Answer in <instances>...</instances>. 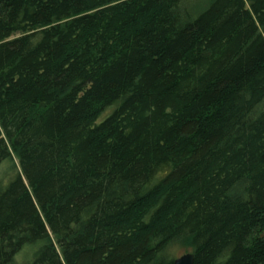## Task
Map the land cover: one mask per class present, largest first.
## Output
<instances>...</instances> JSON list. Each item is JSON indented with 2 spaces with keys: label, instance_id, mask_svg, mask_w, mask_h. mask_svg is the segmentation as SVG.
Instances as JSON below:
<instances>
[{
  "label": "trees",
  "instance_id": "obj_1",
  "mask_svg": "<svg viewBox=\"0 0 264 264\" xmlns=\"http://www.w3.org/2000/svg\"><path fill=\"white\" fill-rule=\"evenodd\" d=\"M2 164L0 264H264V0H0Z\"/></svg>",
  "mask_w": 264,
  "mask_h": 264
},
{
  "label": "rangeland",
  "instance_id": "obj_2",
  "mask_svg": "<svg viewBox=\"0 0 264 264\" xmlns=\"http://www.w3.org/2000/svg\"><path fill=\"white\" fill-rule=\"evenodd\" d=\"M7 165L6 164H2L0 166V177H3L2 173L4 172V170H6V167ZM176 248V249H175ZM174 248V253H175V257H178L184 253H187V252H191V249L187 248V249H184V248H180V247H175ZM29 255H30V252L29 250H23L18 256H17V261L19 264H24L27 259L29 258Z\"/></svg>",
  "mask_w": 264,
  "mask_h": 264
},
{
  "label": "water",
  "instance_id": "obj_3",
  "mask_svg": "<svg viewBox=\"0 0 264 264\" xmlns=\"http://www.w3.org/2000/svg\"><path fill=\"white\" fill-rule=\"evenodd\" d=\"M194 254L192 252L184 253L173 259L172 264H193Z\"/></svg>",
  "mask_w": 264,
  "mask_h": 264
}]
</instances>
